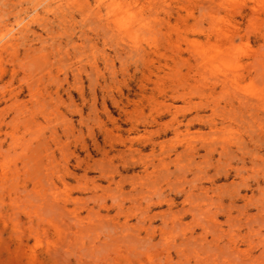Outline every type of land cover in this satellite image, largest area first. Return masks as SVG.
Segmentation results:
<instances>
[{
  "label": "rangeland",
  "instance_id": "rangeland-1",
  "mask_svg": "<svg viewBox=\"0 0 264 264\" xmlns=\"http://www.w3.org/2000/svg\"><path fill=\"white\" fill-rule=\"evenodd\" d=\"M0 264H264V0H0Z\"/></svg>",
  "mask_w": 264,
  "mask_h": 264
},
{
  "label": "bare ground",
  "instance_id": "bare-ground-1",
  "mask_svg": "<svg viewBox=\"0 0 264 264\" xmlns=\"http://www.w3.org/2000/svg\"><path fill=\"white\" fill-rule=\"evenodd\" d=\"M73 1V0H72ZM84 4V3H83ZM87 4V3H86Z\"/></svg>",
  "mask_w": 264,
  "mask_h": 264
}]
</instances>
